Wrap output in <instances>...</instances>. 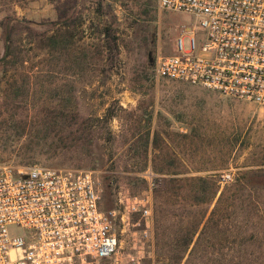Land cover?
I'll list each match as a JSON object with an SVG mask.
<instances>
[{
	"label": "rangeland",
	"instance_id": "374dc122",
	"mask_svg": "<svg viewBox=\"0 0 264 264\" xmlns=\"http://www.w3.org/2000/svg\"><path fill=\"white\" fill-rule=\"evenodd\" d=\"M62 1L0 0V20L42 33L17 31L0 66V162L93 171L101 209L118 213V245L87 264H264V187L239 184L264 169V104L155 77L189 15L100 0V16L99 0H77L67 32L47 29ZM145 196L146 220L126 207Z\"/></svg>",
	"mask_w": 264,
	"mask_h": 264
},
{
	"label": "built area",
	"instance_id": "2783aa9c",
	"mask_svg": "<svg viewBox=\"0 0 264 264\" xmlns=\"http://www.w3.org/2000/svg\"><path fill=\"white\" fill-rule=\"evenodd\" d=\"M157 5L192 19L176 37L175 53L157 57L156 78L264 104V0ZM100 192L90 170L0 162V264H87L112 256L118 213L101 209ZM126 207L151 216L149 196Z\"/></svg>",
	"mask_w": 264,
	"mask_h": 264
},
{
	"label": "trees",
	"instance_id": "16d2710c",
	"mask_svg": "<svg viewBox=\"0 0 264 264\" xmlns=\"http://www.w3.org/2000/svg\"><path fill=\"white\" fill-rule=\"evenodd\" d=\"M62 2H59L55 7L57 11V20L47 21L43 23L44 26L47 27V29L51 28L57 31L63 29L66 30L65 32H67V30L76 23V19L72 14V8H73V3H76L77 0H74V2L73 1L71 2L70 0L67 1L63 0ZM95 11L100 16H104L107 13H109L107 9L106 10L103 9L102 1L100 0L97 2V7ZM0 30H1L0 37L3 44V54L0 56V66L2 67L3 65H6V63H8V60L12 55V50L14 49V43H13L14 35L17 31L24 32L25 35L27 36L37 35V34L40 36L42 35V33L37 32L34 28L28 25V22L25 19H16L10 16H5L0 20ZM102 35L105 38L106 48L108 52L113 54L114 51L116 50V36L110 22L108 23V25L106 24L103 26ZM45 39L48 40L49 42L53 41L57 43L56 35H50ZM45 39L42 38V40ZM239 182L240 185L245 186L250 190H255L256 188H263L264 169L242 174V176L239 178Z\"/></svg>",
	"mask_w": 264,
	"mask_h": 264
}]
</instances>
